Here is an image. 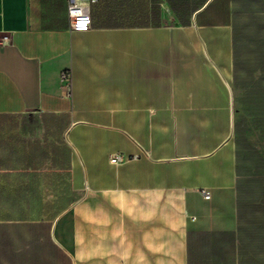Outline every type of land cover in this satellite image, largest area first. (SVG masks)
I'll return each instance as SVG.
<instances>
[{"label":"crops","instance_id":"crops-1","mask_svg":"<svg viewBox=\"0 0 264 264\" xmlns=\"http://www.w3.org/2000/svg\"><path fill=\"white\" fill-rule=\"evenodd\" d=\"M66 3L0 0V115L66 118L74 194L44 211L65 194L42 188L50 157L35 167L1 143L0 264H264V203L247 202L222 88L232 0H206L188 25L165 0L156 24L152 0H97L80 20Z\"/></svg>","mask_w":264,"mask_h":264},{"label":"rangeland","instance_id":"rangeland-1","mask_svg":"<svg viewBox=\"0 0 264 264\" xmlns=\"http://www.w3.org/2000/svg\"><path fill=\"white\" fill-rule=\"evenodd\" d=\"M232 11L234 76L222 88L226 97L228 87L232 95L233 140L238 168L244 175L247 202L258 200L264 203V0H232ZM65 120L33 113L0 115V145L16 149L19 154L27 150L32 154L35 167L44 156L42 150L50 157L47 163L40 165V172L47 178L46 183L49 179V184L42 188L65 190V194L60 193V200L55 199L56 203H51L57 193H48L43 207L46 212H54L66 201L74 199L72 192L69 195L68 173L64 164L68 149L63 144L65 136L61 128ZM222 133L224 135L225 130ZM53 163H59L54 170L59 171L61 180L55 173L45 170L53 167Z\"/></svg>","mask_w":264,"mask_h":264},{"label":"trees","instance_id":"trees-1","mask_svg":"<svg viewBox=\"0 0 264 264\" xmlns=\"http://www.w3.org/2000/svg\"><path fill=\"white\" fill-rule=\"evenodd\" d=\"M171 11L175 14L178 22L182 25H188L192 14L199 9L206 0H165ZM160 8L159 5L152 0L151 18L154 24L159 21ZM3 169H15L14 163H7Z\"/></svg>","mask_w":264,"mask_h":264},{"label":"built area","instance_id":"built-area-1","mask_svg":"<svg viewBox=\"0 0 264 264\" xmlns=\"http://www.w3.org/2000/svg\"><path fill=\"white\" fill-rule=\"evenodd\" d=\"M66 12L69 20H80L88 15V4L97 0H66ZM62 89L64 95L69 97L71 93V85L67 75L62 76ZM126 159V156L121 152H113L109 155L111 164H119ZM203 196L209 197V192L203 190Z\"/></svg>","mask_w":264,"mask_h":264}]
</instances>
